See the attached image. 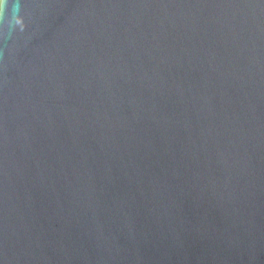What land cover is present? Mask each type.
<instances>
[{
	"label": "water",
	"instance_id": "95a60500",
	"mask_svg": "<svg viewBox=\"0 0 264 264\" xmlns=\"http://www.w3.org/2000/svg\"><path fill=\"white\" fill-rule=\"evenodd\" d=\"M0 264H264V0H0Z\"/></svg>",
	"mask_w": 264,
	"mask_h": 264
}]
</instances>
